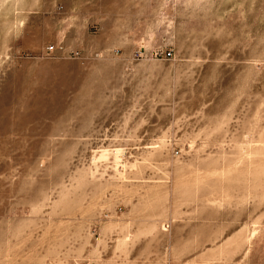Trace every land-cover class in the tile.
I'll return each instance as SVG.
<instances>
[{
	"label": "rangeland",
	"instance_id": "obj_1",
	"mask_svg": "<svg viewBox=\"0 0 264 264\" xmlns=\"http://www.w3.org/2000/svg\"><path fill=\"white\" fill-rule=\"evenodd\" d=\"M0 264H264V0H0Z\"/></svg>",
	"mask_w": 264,
	"mask_h": 264
}]
</instances>
